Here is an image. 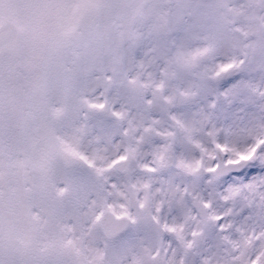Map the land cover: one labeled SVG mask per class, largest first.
Returning a JSON list of instances; mask_svg holds the SVG:
<instances>
[{
    "label": "snow or ice",
    "instance_id": "obj_1",
    "mask_svg": "<svg viewBox=\"0 0 264 264\" xmlns=\"http://www.w3.org/2000/svg\"><path fill=\"white\" fill-rule=\"evenodd\" d=\"M0 264H264V0H0Z\"/></svg>",
    "mask_w": 264,
    "mask_h": 264
}]
</instances>
